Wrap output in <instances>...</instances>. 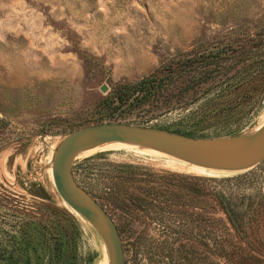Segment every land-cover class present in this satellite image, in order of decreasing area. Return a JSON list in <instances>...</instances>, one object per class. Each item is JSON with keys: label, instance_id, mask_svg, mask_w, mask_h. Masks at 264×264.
Returning <instances> with one entry per match:
<instances>
[{"label": "rangeland", "instance_id": "obj_1", "mask_svg": "<svg viewBox=\"0 0 264 264\" xmlns=\"http://www.w3.org/2000/svg\"><path fill=\"white\" fill-rule=\"evenodd\" d=\"M143 78L151 84L139 98L119 105L124 85ZM103 122L196 138L259 128L264 0H0V263L108 264L99 234L64 203L51 171L67 133ZM72 168L114 219L125 264H189L169 254L163 231L209 253L227 243L213 194L264 197V160L206 170L111 143L78 154ZM130 192L141 198L135 222L118 201ZM198 264L228 262L209 253Z\"/></svg>", "mask_w": 264, "mask_h": 264}, {"label": "water", "instance_id": "obj_2", "mask_svg": "<svg viewBox=\"0 0 264 264\" xmlns=\"http://www.w3.org/2000/svg\"><path fill=\"white\" fill-rule=\"evenodd\" d=\"M104 143L152 149L201 169L241 171L264 160V123L248 134L196 138L157 127L103 122L75 129L62 138L51 160L55 189L64 203L97 231L108 264H125L123 243L114 219L78 183L72 168L78 154Z\"/></svg>", "mask_w": 264, "mask_h": 264}, {"label": "trees", "instance_id": "obj_3", "mask_svg": "<svg viewBox=\"0 0 264 264\" xmlns=\"http://www.w3.org/2000/svg\"><path fill=\"white\" fill-rule=\"evenodd\" d=\"M149 84H151V81L143 78L133 84L124 85L122 93L119 92L116 96L118 104H125L132 97L137 100L139 98L138 94ZM161 176L167 179L168 175L163 174ZM176 177L181 176L176 175ZM197 191L199 189H196ZM194 195L196 200V194ZM260 197L250 199L244 197L239 201H230L223 194H213L210 205L211 211L213 214L220 213L223 215L221 218L222 224H224L223 236H225L227 243L211 247L210 254L224 257L228 264H264V197ZM140 199L134 192H130L127 196H122L118 200L124 208V217L130 222L139 221L141 217L139 214ZM192 207L196 210L201 209L198 202H193ZM67 214L74 220L72 214L68 211ZM163 233L167 236L171 246L169 247L170 255L179 256L189 264H198L209 256L208 249L206 253L200 247L202 241L195 246L190 243L187 237L173 228H169ZM137 237L143 240L146 237L145 229H140Z\"/></svg>", "mask_w": 264, "mask_h": 264}, {"label": "bare ground", "instance_id": "obj_4", "mask_svg": "<svg viewBox=\"0 0 264 264\" xmlns=\"http://www.w3.org/2000/svg\"><path fill=\"white\" fill-rule=\"evenodd\" d=\"M108 144H111V143H104V144H100V145H97V146H95V147H93V148H90V149H88V150H85V151H82L81 153H85V152H88V151H92V150H96V149H98V148H100V147H102V146H105V145H108ZM150 150H152V149H150ZM153 151H155V150H153ZM157 152V151H156ZM160 153V152H159ZM198 168V167H197ZM79 216V215H78ZM82 218V217H81ZM83 219V218H82ZM84 220V219H83ZM86 221V220H85ZM86 222H88V221H86ZM89 223V222H88ZM90 224V223H89Z\"/></svg>", "mask_w": 264, "mask_h": 264}]
</instances>
